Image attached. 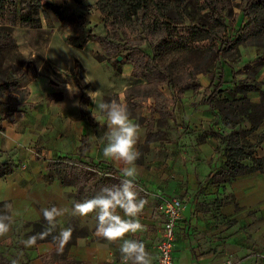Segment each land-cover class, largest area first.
<instances>
[{
	"label": "crops",
	"instance_id": "crops-1",
	"mask_svg": "<svg viewBox=\"0 0 264 264\" xmlns=\"http://www.w3.org/2000/svg\"><path fill=\"white\" fill-rule=\"evenodd\" d=\"M75 61L79 62L72 60ZM49 64L52 69L66 65L53 61ZM81 69L84 76L79 83L85 88L84 96L88 99L84 117L80 116L79 91L69 95L65 88L68 83L75 85L73 77L56 79L49 74H36L26 87L25 102L14 112V121H0V164L8 162L16 166L13 173L0 178V203H9V215L12 216L10 231L0 237V257L4 258V264H11L9 255L14 251L28 254L29 264H67V261L121 264L120 242L108 245L95 235V214L81 218L69 212L58 218V233L70 227L72 239L76 236L75 243L66 253V246L59 252L56 243L26 247L23 242L28 238L30 228L18 229L23 223L41 220L45 208L71 209L74 202H80L74 198L76 187L62 184L58 177L47 179L50 165L67 164L66 159H72L75 162L72 165L102 163L93 169L94 173L119 181L123 178L122 165L106 160L102 155L101 139L108 125L96 104L113 99L126 104L128 87L114 90L108 76L107 80L104 76L94 81L82 66ZM128 70L125 76L131 77L132 67ZM263 78L264 68L259 71L256 81L259 83ZM199 80L205 89L210 86L205 76ZM95 91L98 95L91 100L87 93ZM111 91L118 95L109 98L107 94ZM246 97L254 104L259 103L258 92H249ZM193 102L189 95H183L176 104L180 109L170 110V119L174 117L179 123L184 118L186 123L184 129L178 128L175 141L154 138L149 126L138 123L134 117L139 115L142 122L160 118L159 113H151L150 99L140 114L128 109L132 122L139 125L136 146L141 156L136 161L139 174L135 183L147 204L138 217L144 230L127 238L143 242L151 256V264H156L163 225V217L157 210L158 196L177 198L184 203L185 209L175 228V264H226L228 260L264 264L256 256L264 254V173L254 172L226 181L221 172L227 158L217 151L221 139L210 136L211 132L218 133L222 129L219 124H210L215 120V114L202 106H194ZM94 124L104 129L99 137ZM41 130H44L42 134ZM261 137L262 141L253 153L255 159L264 157V120L254 132L241 139L252 146ZM82 138H86V149L79 156L77 151ZM106 165L115 173L107 176L102 168ZM54 251L56 254H52Z\"/></svg>",
	"mask_w": 264,
	"mask_h": 264
},
{
	"label": "trees",
	"instance_id": "trees-1",
	"mask_svg": "<svg viewBox=\"0 0 264 264\" xmlns=\"http://www.w3.org/2000/svg\"><path fill=\"white\" fill-rule=\"evenodd\" d=\"M234 1L237 0H97L98 11L105 18L110 19L111 26L123 27L136 38L132 53L126 57V62L132 67L131 78L134 81L130 84L131 89L125 91L128 109L134 112L139 111L142 108L141 104L150 99L153 102L150 108L151 113L160 114L158 120L151 118L150 121L160 123L172 116L170 110L182 99V88L185 85L193 92L200 88V83L196 78L198 75H205L210 80V86L204 91L205 96L207 95L204 103L211 110L213 109L216 99L226 90L223 89L226 79L225 72L222 70L217 75L212 71L221 67L226 55L237 53L242 44L264 47V0H240L238 7L246 21L231 35L229 32L231 24L227 22V17L233 14ZM48 6L47 0H0V18L7 19L9 27H14L18 23L20 27L39 28L41 25L39 13L42 12L46 18L44 9ZM189 6L198 12H206L205 15L209 18L207 24L187 25L189 14L186 9ZM166 36L169 38L165 39ZM87 37V41L94 42L103 50L110 51L107 49L109 43L107 37L95 35ZM146 43L148 51L141 50L139 47ZM12 47H14L12 37L6 32H0V54ZM182 52L188 55L196 54L197 59L188 62L193 66L180 74L183 76L180 80L171 71L169 55L172 54L177 59ZM26 65L35 70L31 62H26ZM262 68H264V55L250 63H245L244 70L248 71V74L238 84L239 90L234 93L235 97L240 96L239 99L227 100L221 112L216 114L217 118L221 117L224 122L232 126L228 134L223 130L210 134L212 137L221 139V145L217 151L227 158L225 169L221 172L226 181L254 172L264 173V157L261 159L253 157L254 150L261 143L262 137L253 146L241 140L245 134L254 132L264 120V91L261 84L256 81ZM22 74L29 78L21 86L26 92V97L20 99L19 102L0 101V121L13 122L15 110H19L27 98L26 87L31 77L26 71ZM75 75L70 74L69 76L74 78L75 85L79 89L80 116L84 117L88 99L84 96L85 88L79 83V80L83 78V71L79 69L78 77ZM161 87L170 90L169 98L162 93ZM8 89H15L13 83H0V98ZM249 92L259 93V103L250 102L246 97ZM134 117L142 120L139 115ZM243 121L250 126L247 132L241 126L236 128V125H240ZM215 124L217 125L218 121H215ZM93 127L98 137L101 136V132H104L98 124H94ZM85 149L86 138H82L81 146L77 151L78 155H83ZM65 161L67 164L50 165L47 179L52 180L58 177L62 184L76 187L77 192L74 198L77 201L83 202L90 199L103 187L120 182L116 178L102 177L93 172V169L100 167L102 163L72 165L75 164L72 159ZM102 168L108 174L115 173L108 165ZM15 169L16 166L13 163L0 164V178L10 175ZM8 206V202H1L0 214L9 215ZM22 226L30 228L27 234L29 237L44 230L46 222L42 215L41 220L23 223ZM57 234L58 230L53 233V235ZM75 238L66 245L65 253L75 243ZM40 243L55 244L51 236L37 242V244ZM67 264L80 263L67 261Z\"/></svg>",
	"mask_w": 264,
	"mask_h": 264
},
{
	"label": "rangeland",
	"instance_id": "rangeland-1",
	"mask_svg": "<svg viewBox=\"0 0 264 264\" xmlns=\"http://www.w3.org/2000/svg\"><path fill=\"white\" fill-rule=\"evenodd\" d=\"M47 2L49 6L44 9L46 18H44L42 12L39 13L41 21L39 28L20 27L18 23L14 27H9L7 19L0 18V32L8 33L14 43V47L6 49L0 54V83H13L15 86L13 90L8 89L0 98V101L19 102L20 99L26 97V92L21 86L29 78L23 76L24 71L31 78L36 74L48 73L49 76L62 79V76H69L72 71L75 72V77H78L79 69L82 70L81 66L91 80L96 81L97 78H103L104 76L107 80L108 76L110 85L113 86L114 90H122L126 87L128 88L125 91L130 90L129 85L134 81L130 75L129 77L125 75L130 69L126 57L129 53H132L133 43L136 41L131 32L123 27L111 26L110 19L105 18L98 11L97 0H47ZM233 5V14L231 17H227V22L231 24L229 26L231 35L246 21L238 7L240 0L234 1ZM186 11L189 14L188 21H186L187 25L207 24L209 18L205 15L206 12H198L191 6L187 7ZM88 35L107 37L109 41L107 49H110V51L103 50L96 43L87 41ZM167 38L169 37L166 36L165 39ZM139 48L147 50L148 44H142ZM262 55H264V47L255 44L249 46L242 44L237 53L225 56V62L221 67L212 71L217 75L222 70L225 72L226 79V84L223 87L226 90L216 99L212 110L204 103L207 95L204 94L205 87L203 85H200V88L195 92L185 85L182 88V95H189L194 101V106L199 105L209 109L215 114V120L210 124H215V121H218L221 129L225 133H229L232 126L224 122L221 117L217 118L216 114L221 112L227 100H235L234 93L239 90L237 88L238 84L248 74V71L244 70V64L250 63ZM46 56H48V59H46ZM169 57L171 59V71L180 80L183 77L180 74L185 73L193 66L192 63L188 64V62L197 59L196 54L188 55L185 52L180 53L177 59L172 54ZM72 60H78L79 62H72ZM51 61L66 65L51 70L52 67L49 64ZM167 61L170 60L167 59ZM26 62H31L35 70L32 67L28 68ZM69 64L71 66L68 67ZM202 76L205 75L196 76L198 81ZM205 77L208 79L209 84V78ZM259 83L262 87L264 78ZM161 91L166 97L171 96L170 90L166 87H161ZM107 95H109V98H115L118 93L111 91ZM256 95L258 94L256 93ZM150 101L152 106L153 102ZM146 104L147 101L141 104L142 108L137 111L138 114L142 112L143 108L147 107ZM176 107L180 109V106L177 105L173 108L174 111H177ZM1 110L4 111L3 108ZM171 117L162 120L160 123L150 120L144 122L138 120V123L149 126L150 131L154 132V138L175 141L178 128L182 127L184 129L186 123L184 118L177 123L175 118L170 119ZM240 126L246 132L250 128L246 121L236 125V128H240ZM187 130L185 128V131ZM18 229L23 231L25 228L19 225ZM9 256L11 264L13 260L17 261V264H29L30 262L29 255L25 252L20 254L19 251H14ZM21 258L23 259L21 260ZM4 263V258L0 257V264Z\"/></svg>",
	"mask_w": 264,
	"mask_h": 264
},
{
	"label": "clouds",
	"instance_id": "clouds-1",
	"mask_svg": "<svg viewBox=\"0 0 264 264\" xmlns=\"http://www.w3.org/2000/svg\"><path fill=\"white\" fill-rule=\"evenodd\" d=\"M87 83V81L85 80ZM69 95H75L79 89L72 83L65 85ZM92 100L98 92H88ZM94 102V101H93ZM98 112L106 119L108 130L101 139L104 145L102 155L106 160L117 162L121 167L122 179L118 184L103 187L98 194L83 202H74L71 209L51 207L42 210L46 227L39 233L29 236L23 243L26 247L36 246L38 241L49 236L57 244V250L63 252L64 247L71 241L73 229L68 227L53 235L58 227V218L67 213L81 218L95 214V235L108 245L119 243L121 264H151V256L143 242L128 239L144 230L139 222L147 200L141 198L135 180L138 176L136 161L141 153L137 148L139 125L130 119L127 105L113 99L96 104ZM44 130H41V134ZM8 207H11L10 205ZM123 213V215H121ZM11 215L0 214V237L10 231ZM12 264H17L13 260Z\"/></svg>",
	"mask_w": 264,
	"mask_h": 264
},
{
	"label": "built area",
	"instance_id": "built-area-1",
	"mask_svg": "<svg viewBox=\"0 0 264 264\" xmlns=\"http://www.w3.org/2000/svg\"><path fill=\"white\" fill-rule=\"evenodd\" d=\"M110 176L109 174H106ZM185 209L184 203L177 198H165L158 196V213L163 217L160 240L157 244L156 264H175L173 250L175 246V228L182 219ZM264 261L263 255H256ZM226 264H243L234 260L226 261Z\"/></svg>",
	"mask_w": 264,
	"mask_h": 264
},
{
	"label": "water",
	"instance_id": "water-1",
	"mask_svg": "<svg viewBox=\"0 0 264 264\" xmlns=\"http://www.w3.org/2000/svg\"><path fill=\"white\" fill-rule=\"evenodd\" d=\"M118 60H120V58H118Z\"/></svg>",
	"mask_w": 264,
	"mask_h": 264
}]
</instances>
